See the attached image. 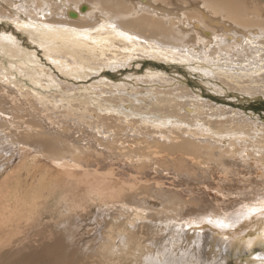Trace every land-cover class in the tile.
I'll return each instance as SVG.
<instances>
[{"label":"bare ground","instance_id":"1","mask_svg":"<svg viewBox=\"0 0 264 264\" xmlns=\"http://www.w3.org/2000/svg\"><path fill=\"white\" fill-rule=\"evenodd\" d=\"M2 17L0 153L32 154L4 161L0 263L264 264V0H0ZM56 194L67 229H34Z\"/></svg>","mask_w":264,"mask_h":264},{"label":"rangeland","instance_id":"2","mask_svg":"<svg viewBox=\"0 0 264 264\" xmlns=\"http://www.w3.org/2000/svg\"><path fill=\"white\" fill-rule=\"evenodd\" d=\"M154 1H164V0H154ZM187 2H192V1H198V0H186ZM202 6H204L203 4H202ZM148 7V10L150 11V7L149 6H147ZM220 13H222L221 11H219ZM2 21V22H1ZM228 21H229V19H228ZM0 26H5V25H8V26H11V27H13V24H11V22H9L7 19H5V18H1L0 19ZM17 33H18V36L20 37V41L22 42L23 40L24 41H27V37H25L26 35H25V33H23V32H21V31H17ZM186 34H189V33H186ZM180 37V36H179ZM181 38H183V37H180L179 38V40L180 41H187V39H181ZM218 57H220V56H218ZM142 60H144L145 62H149V60H152L153 61V66H149V65H144V64H141L140 66H139V69H141L142 71L144 70V71H149V72H151L152 74H149V76H153V75H159V74H156V73H158V71L160 70V67H158V65L157 64H159L160 65V63H162V61L160 62V61H155V60H153V59H147V58H143V57H140ZM224 58H230V55H227V56H224ZM45 59V58H44ZM147 59V60H146ZM45 62L46 63H48V65H51L49 62H47L46 61V59H45ZM159 62V63H158ZM5 63L7 64V60H5ZM139 65V64H138ZM161 65H163V66H165L164 64H161ZM169 65H171V63L169 64ZM179 66H181V64L179 65ZM186 65L184 64V67H185ZM167 68H169V66H166ZM54 69V68H53ZM185 69H187L188 70V67L186 68L185 67ZM55 70V69H54ZM171 70V69H170ZM56 72H57V70H55ZM108 71H110V69H108ZM153 71V72H152ZM155 71H157V72H155ZM155 72V73H154ZM166 72H168L167 70H166ZM59 73V72H58ZM175 73H177L176 71H175ZM137 74H139V73H137ZM141 74H143V73H141ZM62 76V75H61ZM187 77H189L188 79L189 80H191V81H193V80H196L197 82H200V80H198V78H196V76L195 75H192V74H188V75H186ZM27 83L28 84H31L30 82H28L27 81ZM202 83H205V82H202ZM170 86H173L174 88H175V94L174 95H177V96H181V98L183 99V102L185 101V99H186V97H188V98H192V99H196V101L197 102H203V103H207V104H210V105H214V104H218V102H213L211 99H209V98H207V97H204V96H202V95H199L198 97L196 96V94H198L197 92H194L193 90L194 89H198V88H196L195 86H192V89L190 88V85L189 84H187V83H178V82H174V84L172 83ZM184 86H187V87H189V89L188 90H186L185 92H182V91H179V89H181L182 87H184ZM197 86H199V88H202L204 91H206V92H208V90H206L205 89V87H204V85H202L201 83H197ZM250 90H252L251 88V84L249 83V86H247ZM255 90V89H254ZM40 91H42L41 89H40ZM253 91V90H252ZM45 92H47V91H45ZM174 95H172V96H174ZM260 95V94H259ZM171 96V97H172ZM170 97V98H171ZM145 99H143V101H144ZM251 104H252V107H255V109H256V112H260V114H261V116L263 117V119H264V103H261V102H259V100L257 99V98H252L251 99ZM182 102V103H183ZM150 103H152V101L151 100H145V102H141V104L142 105H145V106H147L148 104H150ZM239 103H241L240 101H239ZM193 106L195 105L194 103L192 104ZM159 108V107H158ZM182 108V107H181ZM160 109V108H159ZM222 112L223 113H229V107H227V108H223L222 109ZM230 112H232V110H230ZM149 128V127H148ZM60 129V128H59ZM73 128H67V131L68 130H72ZM154 129L155 128H150V132L148 131L146 134H147V136H154L155 134L153 133V131H154ZM126 132L127 133H129V134H135V132H131V131H128V130H126ZM155 137V136H154ZM155 139H157V137H155ZM11 143H14V142H11V140L10 141H7V143H6V152H4V153H0V176L2 177V175H4V173L2 174V172H3V168L4 167H6V165H5V163H4V161H6V160H8V159H10V157H14L15 158V161L13 162V163H15L17 160H16V154H20L21 153V156L20 157H22L24 154H25V156H29L30 154H32V152H26V151H23L24 149H25V144L23 143V144H19V143H15V146H13ZM1 162L3 163V166H1ZM12 163V164H13ZM9 165H11V164H8L7 165V168L8 167H10ZM6 169V168H5ZM2 174V175H1ZM0 177V178H1ZM22 179H26L27 177L22 173V177H21ZM21 179V182H22V185H24L26 182H24L23 180ZM24 182V183H23ZM49 198H47L46 199V202L44 203V204H42L39 208H38V211H37V214L41 217V219L40 220H37V224L38 223H40V225L41 226H34V225H31V226H33V228L34 229H38V228H40L39 230H46L47 228H51L52 229V231L55 233V234H63L64 232H65V229H67V227L64 229V228H62V226H61V228H58V227H56V225L57 226H60V224H62V221H70L69 220V218L68 217H66V215L67 214H72L73 212H70V211H68L66 208H65V203L67 202H63V201H59V195L58 194H56V198L54 197V199H52V196H48ZM56 199V200H55ZM52 200V201H51ZM56 202V203H55ZM54 204V205H53ZM56 206V207H55ZM52 207H54V208H52ZM63 208V209H62ZM93 209V211H92V213H91V215H92V217L91 218H89L88 220H85V221H81V222H78V221H80V220H84V217H82V218H79V219H77L74 223H73V227H72V230H74V233H76L77 234V236L79 235V231H77L80 227H84V229H83V231H85V237L82 239V240H84V241H90L93 237H95L96 235H97V233H98V228L99 227H96L95 228V230H94V224H92V223H88V222H90V221H95V223L96 224H99L100 225V227L102 226V219L101 218H103L104 217V215H105V213L104 212H102V215H99L98 213H97V210H96V208L94 207V208H92ZM58 210H62V211H58ZM65 213H64V212ZM21 212V211H20ZM58 212V213H57ZM67 212V213H66ZM56 213V214H55ZM23 214V213H22ZM57 215H59V216H57ZM61 216H63L62 218H61ZM55 217V218H54ZM59 218V219H58ZM168 218H166V217H163L162 219H161V221H160V219H158L155 223H148V224H146L150 229H153L154 230V232H156L157 233V235L158 236H162V233L160 232V228L161 229H163L164 228V225L162 224V222H164V221H166ZM62 220V221H61ZM107 222V221H106ZM106 222H104L103 224H105ZM44 223V224H43ZM53 225V226H52ZM51 226V227H50ZM159 226H160V228H159ZM28 227H29V225H28ZM235 229H237L238 228V226H235L234 227ZM61 229L63 230V231H61ZM100 229V228H99ZM101 229H104V227L102 226V228ZM92 230H94V233H91L92 232ZM70 232V231H69ZM77 236H76V238H77ZM82 240H80V241H82ZM81 242H79V243H76L75 244V246H77V245H79ZM34 248H35V246H34ZM32 250H34L33 248H32ZM29 252H30V250L29 249H23V250H21L20 252H19V256H21V261H22V263L23 264H42V259H39V258H36L34 255H29ZM38 252H41V248L40 247H38V248H36V255H37V253ZM159 257H160V255H159ZM128 256L125 258V263H127V261H128ZM46 260V259H45ZM243 258H242V262L240 263V262H238L237 264H242L243 263ZM12 261L10 260V261H8L6 264H10ZM0 264H4V263H0ZM129 264H133V263H129Z\"/></svg>","mask_w":264,"mask_h":264}]
</instances>
